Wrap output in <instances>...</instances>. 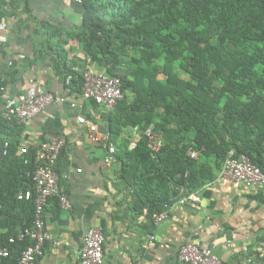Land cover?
Listing matches in <instances>:
<instances>
[{"label":"trees","instance_id":"obj_1","mask_svg":"<svg viewBox=\"0 0 264 264\" xmlns=\"http://www.w3.org/2000/svg\"><path fill=\"white\" fill-rule=\"evenodd\" d=\"M81 2L77 37L84 52L122 81L124 97L115 109L126 103V89L134 94L121 110L122 124L140 131L151 126L167 139L176 134L154 158L142 138L117 156L138 210L147 209L150 217L172 205L178 200L176 185L194 192L203 183L194 164L210 161L220 169L229 150L264 171V0ZM6 8L0 0V22ZM122 66L130 73L121 74ZM65 74L81 92L80 73L68 68ZM8 125L19 127L0 117V148L10 140L1 132ZM16 146L11 141L9 155L0 159V245L10 249L0 264H17L30 244L8 243L17 230L31 226L34 214L33 197L17 198L33 187L25 174L33 167V148L19 156ZM189 147L197 159L187 156Z\"/></svg>","mask_w":264,"mask_h":264},{"label":"crops","instance_id":"obj_2","mask_svg":"<svg viewBox=\"0 0 264 264\" xmlns=\"http://www.w3.org/2000/svg\"><path fill=\"white\" fill-rule=\"evenodd\" d=\"M6 2L0 22L5 23L0 31L5 37L0 44V79L5 84L0 107L5 99L34 87L66 99L48 105L19 127L8 125L1 131L16 147L25 143L35 146L48 133L66 139L56 171L71 207L64 210L50 201L44 214L48 240L37 264H81L78 250L90 227H98L104 234L105 264H178L177 252L185 243L211 247L222 264H264V188L246 190L220 177L210 161L198 160L192 168L203 182L193 189L199 202L173 204L168 217L157 224L145 214V208L135 207L117 158L140 132L122 124L121 110L133 101V92L126 89V103L106 113L93 100L83 99L76 83L66 81L68 68L108 73L106 65L90 59L77 37L82 2ZM119 70L130 73L126 66ZM77 116L109 134L116 147V162L105 163L106 147L87 137L86 126L76 121ZM188 138H193L192 132ZM175 140L176 134L164 138L165 143ZM148 236L153 238L145 247Z\"/></svg>","mask_w":264,"mask_h":264},{"label":"built area","instance_id":"obj_3","mask_svg":"<svg viewBox=\"0 0 264 264\" xmlns=\"http://www.w3.org/2000/svg\"><path fill=\"white\" fill-rule=\"evenodd\" d=\"M81 1V0H79ZM5 23H0V31L4 30ZM5 41V37L0 34V44ZM11 63V62H10ZM9 63V64H10ZM81 92L83 99H91L104 112H112L119 101L124 97L122 81L119 76L108 73H96L89 68L83 67L80 70ZM70 82V77L66 79ZM4 85L0 86V95L4 92ZM65 98L56 96L50 91H44L40 87L30 88L23 93H19L12 98L4 100L0 107V117L8 123L17 126L25 124L28 120L39 115L48 105L53 103H63ZM73 105V104H72ZM76 121L86 126L87 137L95 143L106 147L105 163L112 164L117 161L115 157L116 147L110 141L108 133L98 131L94 123L88 122L84 117L77 116ZM135 129H139L137 126ZM144 139L146 147L151 157H156L163 144V136L148 126L139 132L136 139H130L127 143L128 150L136 147L140 139ZM66 144V139L61 134L48 133L33 148V167L25 172L32 181V190H21L17 194L18 199L29 200L33 197L34 214L32 224L29 228L19 229L10 236L8 243L16 241H30L19 255L17 264H37L38 259L43 255L44 244L48 240V234L44 223V214L52 199L56 198L61 209H70L67 194L60 189L56 165L61 150ZM11 141L5 139L0 148V159L9 155ZM30 145L23 144L17 147V155L23 156L29 152ZM187 156L190 159H197L198 152L192 147L187 149ZM30 158H25L24 163H29ZM187 176V172L184 174ZM219 176L229 179L244 189L264 188V171L254 165L246 155L235 156L233 150H229L220 169ZM178 192V200L173 204H184L187 202H199L200 197L196 192H189L183 185L173 187ZM166 206L163 210L150 214L152 221L157 224L169 215L173 206ZM148 215L147 209H144ZM148 236L145 247L152 240ZM104 234L98 227L88 228L83 236V242L78 250V258L81 264H105L104 259ZM228 246L231 244L228 243ZM10 249L7 245H0V258L7 257ZM178 264H222L221 260L213 253L211 247H200L196 243H185L180 246L177 252Z\"/></svg>","mask_w":264,"mask_h":264},{"label":"rangeland","instance_id":"obj_4","mask_svg":"<svg viewBox=\"0 0 264 264\" xmlns=\"http://www.w3.org/2000/svg\"><path fill=\"white\" fill-rule=\"evenodd\" d=\"M217 84L219 85V83L217 82Z\"/></svg>","mask_w":264,"mask_h":264}]
</instances>
